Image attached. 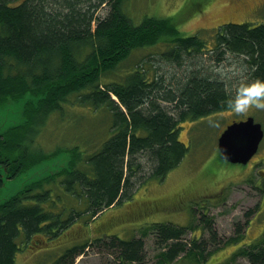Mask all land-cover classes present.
Wrapping results in <instances>:
<instances>
[{
	"label": "trees",
	"instance_id": "16d2710c",
	"mask_svg": "<svg viewBox=\"0 0 264 264\" xmlns=\"http://www.w3.org/2000/svg\"><path fill=\"white\" fill-rule=\"evenodd\" d=\"M125 1L0 0V103H24L23 120L0 132V188L5 175L16 177L44 162L63 167L0 202V264H16L21 243L45 246L79 219L88 224L132 197L147 176L165 178L188 151L180 138L184 121L227 109L221 101L242 78L264 79L263 23H224L214 47H208L198 34L183 35L169 16H146L135 23L124 9ZM161 42L166 49L160 52V68L163 62L179 68L188 62L170 79L156 64L152 71L130 61L138 49ZM204 52L214 64L226 54L236 57L239 76L231 80L228 74L204 68L207 64L195 61V55ZM124 63L131 68L122 74L118 71ZM115 73L120 79H103ZM67 105L107 110L109 136L88 153L78 144L52 152L36 150L48 118L63 114ZM50 184L63 188L78 207H70L67 215L65 208H53L60 193ZM195 220L199 223H148L129 239L97 236L67 248L51 264H75L89 248L104 254L110 264H148V236L156 243L149 264H205L219 244L237 243L246 233L238 222L236 234L223 239L206 212ZM229 257L231 262L244 257L250 264H264V231Z\"/></svg>",
	"mask_w": 264,
	"mask_h": 264
},
{
	"label": "rangeland",
	"instance_id": "374dc122",
	"mask_svg": "<svg viewBox=\"0 0 264 264\" xmlns=\"http://www.w3.org/2000/svg\"><path fill=\"white\" fill-rule=\"evenodd\" d=\"M124 9L135 23H140L146 16L172 17L183 35L198 34L209 44L208 47H214L216 36L224 23L264 24V0H126ZM165 49L164 42L138 49L130 61L139 64L142 62L155 71L153 64L158 66L162 58L160 52ZM209 52L196 54L195 61L207 64L204 68L215 73H218V68L224 69L231 80L239 76L234 63L236 57L226 54L225 59L214 64ZM185 61L181 68L172 67L173 65L168 67L165 62L161 68L158 67L170 79L172 73L180 72V69L183 71L188 65L187 60ZM130 68L128 63H124L118 72L125 74ZM119 73L103 79H120ZM174 75L179 76L177 73ZM23 109L22 100L0 103V132L20 123L23 120ZM64 111L63 114L53 113L48 118L38 134L36 150L52 152L59 146L78 144L88 153L98 147L103 138L109 136L110 114L104 108L94 110L90 107L67 105ZM248 116L254 117L264 129V110L255 108L240 115L227 108L196 119H187L182 124L180 138L187 144L188 151L179 165L165 178L147 176L145 181L142 180L134 187L132 197L107 208L88 224L79 219L60 238L48 239L45 246H35L33 243L24 246L21 243L16 264H51L74 244L113 234L129 239L139 235L142 225L152 222L179 225L199 223L195 219L203 212L213 218L218 237L223 239L236 234L238 222L246 228L245 236L240 241L219 244L221 247L214 250L205 264H250L244 257L231 262L229 256L238 247L260 239L264 231V138L257 153L246 164L222 159L217 147L218 137L226 125ZM55 160L57 163L58 159ZM50 164L52 163L38 164L12 178L5 175L4 185L0 188V202L20 191L25 184L50 174L57 168H63L47 166ZM50 187L54 188V192L60 193V197L55 198L53 208H65L64 214L67 215L70 207H78L76 200H72L63 188L56 184H50ZM200 232L199 226L198 235H201ZM191 235L189 232L187 238ZM203 236L206 237L207 232ZM21 238L23 237L19 240ZM155 245L153 236L146 237L145 262L148 264L154 262ZM87 250L85 255L77 257L75 264H110V259L104 260V254L95 253L91 248ZM174 264L184 263L177 261Z\"/></svg>",
	"mask_w": 264,
	"mask_h": 264
},
{
	"label": "water",
	"instance_id": "95a60500",
	"mask_svg": "<svg viewBox=\"0 0 264 264\" xmlns=\"http://www.w3.org/2000/svg\"><path fill=\"white\" fill-rule=\"evenodd\" d=\"M263 138L262 124L248 116L228 124L218 137L217 147L223 159L246 164L257 153Z\"/></svg>",
	"mask_w": 264,
	"mask_h": 264
},
{
	"label": "clouds",
	"instance_id": "9594fccd",
	"mask_svg": "<svg viewBox=\"0 0 264 264\" xmlns=\"http://www.w3.org/2000/svg\"><path fill=\"white\" fill-rule=\"evenodd\" d=\"M216 71L223 75L225 70L218 68ZM221 102L237 115L246 114L252 108L264 110V79L242 78L235 86L234 92L227 94Z\"/></svg>",
	"mask_w": 264,
	"mask_h": 264
}]
</instances>
